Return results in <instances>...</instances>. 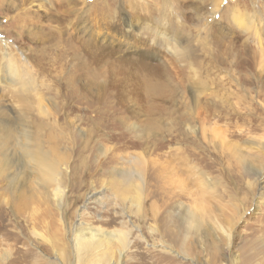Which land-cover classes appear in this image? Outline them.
Wrapping results in <instances>:
<instances>
[{
    "label": "rangeland",
    "instance_id": "374dc122",
    "mask_svg": "<svg viewBox=\"0 0 264 264\" xmlns=\"http://www.w3.org/2000/svg\"><path fill=\"white\" fill-rule=\"evenodd\" d=\"M263 5L0 0L4 264H264ZM120 173H140L139 205Z\"/></svg>",
    "mask_w": 264,
    "mask_h": 264
},
{
    "label": "bare ground",
    "instance_id": "6f19581e",
    "mask_svg": "<svg viewBox=\"0 0 264 264\" xmlns=\"http://www.w3.org/2000/svg\"><path fill=\"white\" fill-rule=\"evenodd\" d=\"M264 7V5L262 6ZM256 8V7H255ZM261 8V7H260ZM251 11V10H250ZM255 14L260 13V12H254ZM234 18H238L239 16L244 15V12H239L236 11L233 13ZM258 15V14H257ZM253 19V18H252ZM249 21V20H248ZM9 71V70H8ZM7 71V72H8ZM11 76V75H10ZM10 80V79H9ZM39 108V107H38ZM44 114V111H43ZM48 114V113H47ZM28 135V133H26V131H22L20 133V137L22 138H26V136ZM17 145L20 146V148H23L25 151V158H28L30 162H35V166L36 168H38V170H40V172L43 174V178L45 180H49L52 184H54L55 188L52 190L53 193V197L57 198L61 195V190H60V184H61V180L59 179V171L57 169V166L54 163H51L48 159V157L41 152V150L39 148H33L31 149L29 145L24 146L22 143L18 142ZM167 158V157H166ZM165 159V157H164ZM162 161V160H161ZM167 161V160H165ZM164 162V161H163ZM168 162V161H167ZM170 163V162H168ZM9 164V163H8ZM162 166V164H160ZM167 166V165H166ZM169 166V165H168ZM170 167V166H169ZM168 167V168H169ZM74 169V168H73ZM167 169V168H166ZM161 170H165L164 166ZM168 170V169H167ZM65 171V170H64ZM73 171V170H72ZM140 173H120V177L125 178L126 179V188H133L135 190L136 193V198H135V203L136 205H139L140 201H141V197H142V190L139 187H136L133 185V182H131V179H136L139 182H141V178H140ZM162 174V173H161ZM166 175V171L165 174ZM161 177V176H160ZM164 178H162L163 180ZM161 180V179H160ZM162 189V188H161ZM158 190V189H157ZM166 191V190H165ZM166 194V192H165ZM161 195V194H160ZM62 196V195H61ZM95 195H91L90 197H88L89 200H91ZM167 196V194H166ZM161 197V196H160ZM161 199V198H160ZM99 201V200H98ZM167 203V202H166ZM263 202H258V205H262ZM141 205V204H140ZM170 208V207H169ZM168 208V209H169ZM167 209V208H166ZM164 212V211H163ZM167 215V214H166ZM163 221V220H162ZM171 222V221H170ZM185 227L189 230H193L196 234H198L199 232L202 234L206 233L202 231V227L199 224V221L197 220V218L193 215V214H188V217L185 219V221H183ZM108 226H111L112 221H107L105 223ZM167 225V224H166ZM80 228L78 229V234H77V238L76 240L78 241H86L88 239H96V240H102V241H113L116 240L118 242L121 241V239H123L125 237V233H123V231L121 230H117V229H113V230H102L100 228L95 229L94 231H86V229L81 228V225H79ZM184 227V226H183ZM1 228V226H0ZM5 228H7V226H5ZM221 230V229H220ZM221 232V231H220ZM11 232L6 231V234H4L3 236H5V239H10V238H14V234H10ZM223 234L225 235V237L228 239V241H230V234L223 232ZM76 236V235H75ZM204 236V235H203ZM202 237V236H201ZM261 241V240H259ZM258 241V242H259ZM262 243V242H261ZM260 245V244H259ZM210 246V245H209ZM162 247V246H161ZM246 247V246H245ZM252 251V250H251ZM123 250L120 251L119 253V259L121 260L123 258ZM216 254V253H215ZM214 254V255H215ZM257 256V255H255ZM261 256V255H260ZM263 256V255H262ZM10 255L9 254H4L3 256L0 257V264H4L6 261H8ZM250 257V256H249ZM257 257H254V259ZM263 258V257H262ZM261 259V258H260ZM264 259V258H263ZM15 260V259H14ZM259 260V259H258ZM260 261V260H259ZM25 262V261H24ZM235 262L237 263V259L235 257L232 258V263L235 264ZM247 262V261H246ZM10 263H14V262H10ZM21 263V262H20ZM211 263H213L211 261ZM258 263V262H257ZM24 264V263H23Z\"/></svg>",
    "mask_w": 264,
    "mask_h": 264
}]
</instances>
